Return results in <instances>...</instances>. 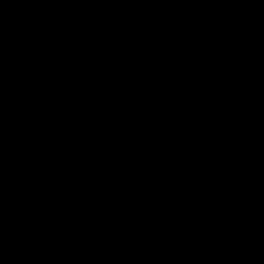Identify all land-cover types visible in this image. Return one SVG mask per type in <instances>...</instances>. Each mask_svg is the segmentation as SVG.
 I'll list each match as a JSON object with an SVG mask.
<instances>
[{"label":"trees","instance_id":"1","mask_svg":"<svg viewBox=\"0 0 264 264\" xmlns=\"http://www.w3.org/2000/svg\"><path fill=\"white\" fill-rule=\"evenodd\" d=\"M138 1L150 16L110 2L97 23L63 0H0V264H108L83 251L92 238L126 264H264V168L254 162L264 153V17L207 0ZM12 68L24 78L7 80ZM211 94L243 135L204 120ZM64 110L85 127L94 178L139 239L82 196L74 165L72 177L60 167L71 154ZM134 110L158 138V162L176 169L187 238Z\"/></svg>","mask_w":264,"mask_h":264},{"label":"rangeland","instance_id":"2","mask_svg":"<svg viewBox=\"0 0 264 264\" xmlns=\"http://www.w3.org/2000/svg\"><path fill=\"white\" fill-rule=\"evenodd\" d=\"M243 1L247 0H207L209 9L224 12L232 15H239L241 17L249 16L251 18H261L264 17V11H258L255 9V0H250L251 3L245 6ZM64 4L72 8L74 11L84 10L90 14L93 20L97 23L100 22V12L102 6L112 2L119 5L123 10L127 11L133 16L140 14H145L150 16L149 8L139 2L138 0H63ZM231 3V4H230ZM161 18H165L167 14L160 13ZM228 90L234 91L239 94L240 89L236 83H230L225 86ZM2 87L0 86V91ZM237 94L230 93V98H236ZM214 99V94H211L208 99L207 113L204 114V120L215 127L223 128L227 133L241 136L243 133L237 128V126L231 122L226 116H224L218 109L212 106ZM250 100V101H249ZM244 106L256 107L261 109V103L258 101L251 100L250 98L244 96L242 98ZM209 108H213L212 111H208ZM61 109V108H60ZM69 109V108H68ZM135 111V110H134ZM62 120L61 131L64 133L66 138H68L69 146L67 147L70 151V159H66V163H61L60 167H63L67 177L71 174V168L78 170V175L81 177L80 184L76 181L75 183L81 188L82 196L88 198L94 204V207L103 212V214L108 218V220L113 223L115 228L120 231L121 235H127L134 239H139V233L132 229L127 222H125V216L121 210L116 199L106 192L103 187L95 180L94 173L91 168V164L88 157V146L87 144V133L85 127L80 125L79 122L72 121L70 118V113L68 110L59 112ZM136 122L135 126L138 132L144 137L145 141L152 152L154 162L156 163V168L161 179V188L164 197L168 204L173 208L178 216L180 227L185 238H187L185 231V220H184V192L179 187V180L176 176V169L169 158L163 159V161L158 158L156 136H151L144 128L142 121L140 120L137 111L134 112ZM78 124V125H77ZM58 130V129H56ZM65 138V136H64ZM169 137H162L160 141H167ZM65 140V139H64ZM77 162H74V161ZM264 162V153L259 152L254 157V162L256 161ZM76 163V164H75ZM257 164V163H256ZM258 165V164H257ZM51 166L58 170V165L51 164ZM260 166V165H258ZM263 167V166H260ZM264 168V167H263ZM53 171V170H52ZM51 171V172H52ZM71 176V175H70ZM72 177V176H71ZM73 179H75L73 177ZM71 179L72 181H75ZM92 243L90 248H86L83 251H90L92 249L93 254L97 255L102 261L108 262V264H126L124 260L117 255L109 244L101 238H92ZM92 247V248H91ZM80 252H82L80 250ZM45 252L42 253V255Z\"/></svg>","mask_w":264,"mask_h":264},{"label":"water","instance_id":"3","mask_svg":"<svg viewBox=\"0 0 264 264\" xmlns=\"http://www.w3.org/2000/svg\"><path fill=\"white\" fill-rule=\"evenodd\" d=\"M25 76V71L22 68H12L9 69L5 74L4 77L7 80H11L13 77H17V78H24Z\"/></svg>","mask_w":264,"mask_h":264},{"label":"bare ground","instance_id":"4","mask_svg":"<svg viewBox=\"0 0 264 264\" xmlns=\"http://www.w3.org/2000/svg\"><path fill=\"white\" fill-rule=\"evenodd\" d=\"M219 1H220V0H219ZM251 1H252V0H251ZM251 1H250V0H247V1H243V2H244V4H245V6H246L247 4H250ZM254 3L256 4L255 9H257L258 11H264V0H255ZM230 4H231V3H230ZM256 163H257L258 165L264 167V162H263V161H259V160H258V161H256Z\"/></svg>","mask_w":264,"mask_h":264}]
</instances>
